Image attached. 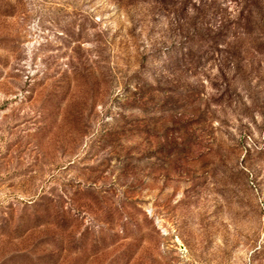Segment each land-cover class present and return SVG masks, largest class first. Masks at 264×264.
I'll use <instances>...</instances> for the list:
<instances>
[{
	"label": "rangeland",
	"instance_id": "374dc122",
	"mask_svg": "<svg viewBox=\"0 0 264 264\" xmlns=\"http://www.w3.org/2000/svg\"><path fill=\"white\" fill-rule=\"evenodd\" d=\"M0 264H264V0H0Z\"/></svg>",
	"mask_w": 264,
	"mask_h": 264
}]
</instances>
